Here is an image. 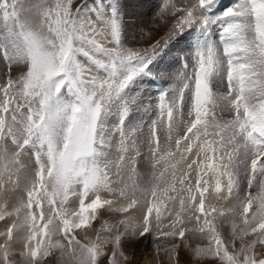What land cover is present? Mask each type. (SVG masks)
Returning a JSON list of instances; mask_svg holds the SVG:
<instances>
[{"label":"snow or ice","instance_id":"obj_1","mask_svg":"<svg viewBox=\"0 0 264 264\" xmlns=\"http://www.w3.org/2000/svg\"><path fill=\"white\" fill-rule=\"evenodd\" d=\"M88 5L0 0V264H53L47 258L55 249L67 264H123V246L153 234L171 238L163 248L169 264H181L182 250L217 264H264V0H237L221 15L214 14L219 0H176L161 14L169 36L196 29L197 43L181 59L176 99L165 107L159 97V118L143 140L151 170L143 206L133 179L140 125L125 124L144 108L133 89L151 75L160 42L151 53L125 47L117 0ZM217 23L215 42L209 29ZM99 209L141 214L138 225L112 233L109 252L99 234L87 243L77 238ZM22 211L18 224L12 217ZM183 213L198 226L188 228ZM213 213L232 222L230 236ZM20 227L26 234L14 236ZM61 233L66 245L51 242Z\"/></svg>","mask_w":264,"mask_h":264},{"label":"rangeland","instance_id":"obj_2","mask_svg":"<svg viewBox=\"0 0 264 264\" xmlns=\"http://www.w3.org/2000/svg\"><path fill=\"white\" fill-rule=\"evenodd\" d=\"M99 0H89V7H94ZM176 3V0H117V17L120 21V24L123 29L122 42L127 48H134L143 50L148 48L149 53H151L150 44H155L157 41L160 42V47L158 49L157 55L154 57L153 62L150 66L151 75H145L142 77L136 85V88L140 91L137 95L143 93L144 95V108H148V111L145 112L144 108L139 109L135 113L132 114L133 118L129 121L126 119L125 127L127 128L129 125H140L139 132V141L138 148L140 150L141 155L137 157V169L139 172L138 177H134L133 179L136 181V184L139 186L135 190V197L139 201V205L143 206L145 203V194L142 193V189L146 186L145 180L151 179V170L150 166L147 164V156L148 148L146 144L143 142L144 138H146L149 134V126L153 120H158L159 113L154 108L156 94L154 89L152 88V84L155 86L160 85L164 90L167 89L165 87L166 84L163 82L170 81L172 83V79H178L176 73V69H178V63L176 56H179L181 59L186 58L192 52L188 46L189 39L188 34L190 29L181 35H173L169 36L168 31L170 25H166L161 22V14L165 13L166 9H169L172 5ZM237 3V1H236ZM84 60L83 57L80 58ZM171 61V63H170ZM87 63L86 60H84ZM5 65L2 61H0V71L4 69ZM179 70L182 73L185 71L182 68ZM181 73V74H182ZM179 74V76L181 75ZM190 74V73H189ZM170 83V84H171ZM181 80H176L170 94L167 92V103L169 104L172 100L176 99L174 97L176 88L180 85ZM212 90L215 91H223L224 89L216 88L215 85L212 86ZM189 93L185 90V96L187 97ZM118 121V116H114L110 119V125L115 124ZM161 138L166 134V126L159 129ZM134 185L132 183L128 184L129 194H132ZM255 191V182L254 189ZM26 200V195L23 197ZM59 199V197L57 198ZM75 197H70L68 204L65 205L67 208H71L72 201L75 200ZM123 203V201H121ZM213 203H217L213 200ZM3 205H0L2 207ZM119 206V204L117 205ZM229 206V202L221 201L217 203V207L222 210H226ZM45 209H47V205L45 204ZM78 209V203L76 205ZM132 214L129 215L127 213L115 212V211H105L104 209L97 210V215L94 219H91L89 222V226L76 230L79 235L78 239H81L82 242L87 243L89 240H96L97 234H99V238L106 242L104 251L109 252L112 247V241L114 239L112 233L116 229L124 230V227L127 225L129 227L133 225H138L141 222V214L139 212H135L134 210H129ZM251 215V211L249 213ZM188 213H183L182 218H185V224L188 228L197 227V222L195 219H188ZM199 215V213H197ZM119 218V219H118ZM121 219H123V223H121ZM172 218H166L163 221V224L170 225ZM212 219L218 225L221 235L230 236L232 233V222L230 220H226L224 217H218L216 213L212 214ZM14 222L18 224L23 223V211L19 216V220L16 217H12ZM38 225L42 224L43 221H37ZM203 221H200L202 224ZM4 221H0V231H3ZM103 226V227H102ZM242 226V225H241ZM168 228H163V231H167ZM87 233V236L84 234ZM19 234V235H18ZM26 234V227H20L18 229H14V236L23 237ZM186 237L190 235L189 232H186ZM37 239H41V237H37ZM43 242L48 243V237H43ZM179 237L175 238L176 242H179ZM247 239V237H246ZM59 240L61 243L66 245L67 241L62 238V233L59 235H54L51 238V242L55 243ZM171 238L162 237L160 240L156 238V236L148 235L142 239H132L128 243H126L122 250L125 255L128 256L127 261H123V264H169L168 256L163 251L165 246H170ZM208 243L207 240L202 242V245H206ZM240 241H236V246H239ZM201 245V246H202ZM20 250V245L17 243L15 245V251L18 253ZM47 259L53 260V264H67V258L65 257L63 260L60 259V250H54V256H49ZM103 261V257L100 258ZM180 262L181 264H217V260L213 257L209 256L203 260H197L189 251L182 250L180 254Z\"/></svg>","mask_w":264,"mask_h":264},{"label":"bare ground","instance_id":"obj_3","mask_svg":"<svg viewBox=\"0 0 264 264\" xmlns=\"http://www.w3.org/2000/svg\"><path fill=\"white\" fill-rule=\"evenodd\" d=\"M19 235V234H18Z\"/></svg>","mask_w":264,"mask_h":264}]
</instances>
